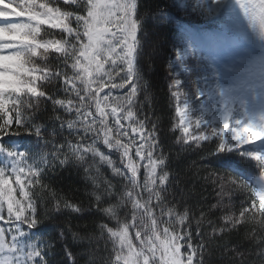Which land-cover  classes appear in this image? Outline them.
I'll list each match as a JSON object with an SVG mask.
<instances>
[{
	"label": "snow or ice",
	"instance_id": "1",
	"mask_svg": "<svg viewBox=\"0 0 264 264\" xmlns=\"http://www.w3.org/2000/svg\"><path fill=\"white\" fill-rule=\"evenodd\" d=\"M0 264H264V0H0Z\"/></svg>",
	"mask_w": 264,
	"mask_h": 264
},
{
	"label": "trees",
	"instance_id": "2",
	"mask_svg": "<svg viewBox=\"0 0 264 264\" xmlns=\"http://www.w3.org/2000/svg\"><path fill=\"white\" fill-rule=\"evenodd\" d=\"M184 2L190 3L191 0H184ZM149 3L152 4H159L160 6H164L171 3V0H149ZM172 12L174 13V16L177 19H181L183 23H186L189 27H195V26H201L202 24H206L204 21L198 20V19H192L188 17H183L182 10L177 11L176 9H172ZM209 27H212V25L209 24ZM175 29L174 28H167L159 33V38L164 42L163 47L161 48L158 57L154 58L153 63V71L151 73V78L153 80L154 84V90L156 92V104H155V111L157 115H160L162 113H166L167 115H170L167 109V73H166V67H167V58H168V49L171 47V41L176 39V36L174 35ZM167 115H165L164 122L162 124V129L165 131L167 130V127L169 125V120L167 118ZM178 146L173 149V152L175 153L178 151ZM194 161H198V157L194 153H182L181 157L178 158L173 162V167L178 169H184L187 170V166L193 164ZM194 170V169H193ZM53 186L59 189H63L67 192L69 187L72 188H82L83 181L75 171H62L59 174H54L52 179ZM197 191H199V186H197ZM211 192V189L209 188L207 192L204 193V195H209ZM210 202H215L214 196H209ZM194 202V201H193ZM51 225H48V227L45 229L50 230ZM230 239L235 242L238 238L233 234Z\"/></svg>",
	"mask_w": 264,
	"mask_h": 264
},
{
	"label": "rangeland",
	"instance_id": "3",
	"mask_svg": "<svg viewBox=\"0 0 264 264\" xmlns=\"http://www.w3.org/2000/svg\"><path fill=\"white\" fill-rule=\"evenodd\" d=\"M208 25L209 24L206 23V24H204V25H202L201 27H198V28H208ZM156 57H158V55Z\"/></svg>",
	"mask_w": 264,
	"mask_h": 264
}]
</instances>
